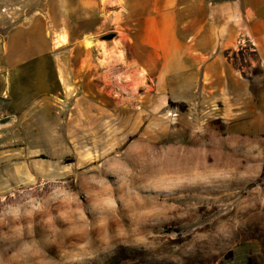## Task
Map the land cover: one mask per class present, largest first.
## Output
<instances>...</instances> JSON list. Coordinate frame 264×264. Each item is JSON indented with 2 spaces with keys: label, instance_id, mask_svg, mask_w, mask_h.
I'll use <instances>...</instances> for the list:
<instances>
[{
  "label": "rangeland",
  "instance_id": "1",
  "mask_svg": "<svg viewBox=\"0 0 264 264\" xmlns=\"http://www.w3.org/2000/svg\"><path fill=\"white\" fill-rule=\"evenodd\" d=\"M66 1L0 0L3 42L42 10L62 26L44 62L50 100L1 119L11 137L0 146L10 161L0 264H264V127L247 118L208 123L209 103L178 77L168 79L176 91H159L133 30L153 0H83L93 3L84 18L93 21L82 29L70 15L75 0ZM204 3L178 0L184 54ZM24 39L10 38L8 55ZM229 57L243 74L260 73L248 47ZM252 90L260 108L259 79Z\"/></svg>",
  "mask_w": 264,
  "mask_h": 264
},
{
  "label": "crops",
  "instance_id": "2",
  "mask_svg": "<svg viewBox=\"0 0 264 264\" xmlns=\"http://www.w3.org/2000/svg\"><path fill=\"white\" fill-rule=\"evenodd\" d=\"M203 2L202 19L189 26L194 31L186 38L184 54L176 30L178 0H153L150 9L142 12L134 23L133 30L140 48L139 61L150 72L157 70L154 73V85L160 87L159 91H176L168 88L174 85L168 79L178 77L179 84L188 86V93L202 94L201 100L209 103L202 110L208 123L224 118H247L264 127V94L260 96L262 104L259 108L255 104L257 96L252 90L257 79L264 86V0ZM63 6L68 8L66 0ZM88 7L92 9L93 3L86 6L83 0H75L74 9L70 12L81 29L84 22L93 21L84 20L88 18ZM189 23L191 20H188ZM61 28L59 21L56 22V19L42 10L32 16L28 24L12 28L5 35L4 42L0 37V146L3 139L11 137L8 133L11 129L4 130L1 119L16 118L14 111L25 108L30 100L34 102L42 98L48 102L50 99L47 94L55 91L44 62L50 60V46L57 41ZM77 28L75 34L78 33ZM21 35H25L22 51L8 55V40ZM45 45H49V48H44ZM247 47L256 56L253 67L260 71L256 76L243 74L242 69L235 67L233 59L229 57L234 51ZM10 59L13 65L9 70L6 62ZM12 84L15 98L10 101L7 93ZM36 95L39 97L36 98ZM4 100H8L7 103ZM213 101L228 102V109H222V112H226L214 110ZM24 117L29 119L28 116ZM2 152L0 149V193L10 187V180L4 178V173L9 176L10 161L8 159L4 165Z\"/></svg>",
  "mask_w": 264,
  "mask_h": 264
},
{
  "label": "water",
  "instance_id": "3",
  "mask_svg": "<svg viewBox=\"0 0 264 264\" xmlns=\"http://www.w3.org/2000/svg\"><path fill=\"white\" fill-rule=\"evenodd\" d=\"M115 38L113 34L103 36L100 41L110 42Z\"/></svg>",
  "mask_w": 264,
  "mask_h": 264
},
{
  "label": "trees",
  "instance_id": "4",
  "mask_svg": "<svg viewBox=\"0 0 264 264\" xmlns=\"http://www.w3.org/2000/svg\"><path fill=\"white\" fill-rule=\"evenodd\" d=\"M257 214L261 215V217L264 216V209H262L261 211L257 212Z\"/></svg>",
  "mask_w": 264,
  "mask_h": 264
}]
</instances>
